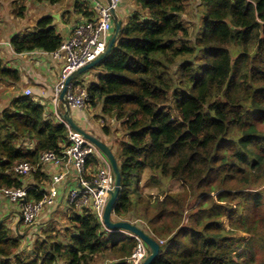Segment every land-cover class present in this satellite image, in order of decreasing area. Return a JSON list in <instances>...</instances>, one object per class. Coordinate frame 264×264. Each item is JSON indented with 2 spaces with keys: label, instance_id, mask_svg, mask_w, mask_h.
Returning <instances> with one entry per match:
<instances>
[{
  "label": "trees",
  "instance_id": "1",
  "mask_svg": "<svg viewBox=\"0 0 264 264\" xmlns=\"http://www.w3.org/2000/svg\"><path fill=\"white\" fill-rule=\"evenodd\" d=\"M25 1L12 2L18 17ZM134 3L94 68L96 80L79 82L85 107H100L123 132L115 138L121 182L111 218L141 221L159 245L150 264H264V0H198L193 38L183 0ZM82 5L79 13L91 18ZM62 41L47 16L13 36L10 47L15 54L53 53ZM6 80L19 82V73L0 63ZM67 145L60 122L32 96L16 95L0 113V194L27 189V200L39 201L47 179L40 155H60ZM19 163L37 168L19 176ZM86 166L96 169V156ZM146 170L145 187L155 197L141 192ZM171 181L182 192L168 191ZM68 206V226L37 227V238L19 229L13 236L0 222V264H133V237L105 231L87 207ZM25 239L30 251L21 255Z\"/></svg>",
  "mask_w": 264,
  "mask_h": 264
},
{
  "label": "built area",
  "instance_id": "2",
  "mask_svg": "<svg viewBox=\"0 0 264 264\" xmlns=\"http://www.w3.org/2000/svg\"><path fill=\"white\" fill-rule=\"evenodd\" d=\"M120 0H108L103 4L97 3L95 16L76 25L70 32L69 37L62 42L60 47L54 51L53 56L62 60L63 66L60 76L53 88L51 101L54 106L59 103V96L64 88L66 79L76 70L93 62L105 50L106 44L113 29L111 11H117ZM25 96H31V90L23 91ZM65 100L69 109L82 110L85 108L87 93L84 86L79 84L78 79L69 82L66 86ZM55 118L67 130L68 145L65 146L60 155L54 152H43L40 155L38 165H52L62 168L63 172L51 176L50 185L43 189L44 193L39 201L27 200V189H3L1 195L8 202L17 206L19 220L24 226L33 225L42 210L51 206L57 198L56 186L62 182L69 169L75 173L77 188L68 192L67 202L76 208H89L98 219L102 228L108 231L102 221L103 212L108 201L110 192L114 189V178L111 168L100 153V151L81 135L74 132L61 118L58 108L54 111ZM96 156L99 166L95 171H89L86 166L90 156ZM37 168L27 163H19L14 166L13 171L19 176H27ZM122 233V232H120ZM133 237L137 244L131 255L133 264H141L148 255L147 247L136 236Z\"/></svg>",
  "mask_w": 264,
  "mask_h": 264
},
{
  "label": "crops",
  "instance_id": "3",
  "mask_svg": "<svg viewBox=\"0 0 264 264\" xmlns=\"http://www.w3.org/2000/svg\"><path fill=\"white\" fill-rule=\"evenodd\" d=\"M13 1L14 0L3 1V18H1L0 24V33L2 34V37L0 38V63L5 68L17 70L20 80L17 83H12L9 80L0 81V91H11L9 96L11 97L10 100H2L3 98L0 97V104L3 105L4 110L9 106L12 98L16 97V95L22 94L25 89H30L34 101L43 106L45 116H52L56 120L54 111L58 108V111L63 113L64 107L60 101L57 106H54L51 98L53 88L59 79L60 71L63 66L62 60L54 57L51 53H44L41 51L15 54L10 47V40L15 35L32 31L35 23L40 18L48 16L53 19L55 32L62 37L63 41H65L76 25L87 20L86 17L79 13V5L83 4L82 6H86L89 12H92L93 16H95L97 3L103 4L105 0H62L55 5H50L48 3H35L32 0H26L23 3L25 10L20 17L13 13ZM124 1L125 0H120L116 11L121 22H125L129 15L134 11L133 5L131 3L129 5L128 0L127 2ZM96 73V70L92 73L91 71H88L80 76L78 81L80 83L82 82V84H88L89 82L95 81ZM99 108L100 107L92 109L86 106L82 110L70 109L71 118L79 128L98 141L104 143L112 153H114L116 147L111 140V134L110 132L109 134H105L103 128L108 127L111 123V126L114 127L115 122L108 117H102ZM104 122L108 123L103 125ZM101 124L102 126H100ZM25 147L27 149L33 148V144H26ZM88 169L89 171H95L97 167L95 169L93 166H89ZM42 171L47 176V179L44 181L41 188L46 189L50 185L51 176L58 172L62 173L63 169H58L52 165L46 164L43 165ZM75 188H77L75 173L72 169H69L62 182L56 186L58 195L55 202L51 206L45 207L39 214L38 218L42 221L41 224L44 223V221H53L54 223H57L58 231H61L68 226L72 211L69 209L67 196L68 192ZM6 207L18 210L15 204H12L11 206L8 205L0 194V214L4 212ZM37 227L43 226L37 225Z\"/></svg>",
  "mask_w": 264,
  "mask_h": 264
},
{
  "label": "water",
  "instance_id": "4",
  "mask_svg": "<svg viewBox=\"0 0 264 264\" xmlns=\"http://www.w3.org/2000/svg\"><path fill=\"white\" fill-rule=\"evenodd\" d=\"M105 2H108V0H105ZM111 17H112V24H113V31L112 34L106 44L104 52L93 62L83 66L82 68L76 70L74 73H72L65 81L64 83V88L59 96V101L64 107L63 113H61V118L62 120L76 133L81 135L84 139L92 143L99 151L100 153L104 156V158L107 160L112 174L114 178V189L113 191L110 192L108 201L106 203L103 216H102V221L104 227L110 231V233H117V232H124L131 234L133 236L138 237L147 247L148 249V255L145 257V259L141 262V264H150L155 257L158 254L159 251V245L157 242H155L152 238L144 234V232L139 229L136 225L131 224L130 222L127 221H114L112 220V212H113V207L114 204L117 200V197L120 192V182H121V176L119 172V168L117 165V162L113 156L112 151L102 142L98 141L94 137L90 136L86 132H84L81 128H79L72 120L71 118V113L69 106L65 100V92H66V86L69 84V82L79 79L80 76L85 74L88 71L93 70L110 52L113 44L115 43L119 32L121 28V20L118 18L117 14L115 11H111Z\"/></svg>",
  "mask_w": 264,
  "mask_h": 264
},
{
  "label": "rangeland",
  "instance_id": "5",
  "mask_svg": "<svg viewBox=\"0 0 264 264\" xmlns=\"http://www.w3.org/2000/svg\"><path fill=\"white\" fill-rule=\"evenodd\" d=\"M128 1H129V5L131 3L133 5V8L135 9L136 7L134 5L135 4L134 0H128ZM124 2H127V0H125ZM183 2L185 3L186 11H185V13L183 14L182 17L184 18L186 24L188 25L190 38H193L195 33H196V28L198 27L199 20H200L198 18V14H197V11H196V9L198 8V0H183ZM123 5H124V3H123ZM14 8H15V6H14ZM0 10H1V13H2L1 17L3 18V6H1ZM1 37H2V34L0 33V38ZM94 71H95L94 69L91 70V73L94 72ZM96 72H97V70H96ZM3 83H5V82H3ZM10 94H11V91H5V90L0 91V97L3 98L2 100H4V99H7V101L10 100V98H11V97H9ZM7 97H9V98H7ZM2 111H3V105L0 104V113ZM107 123L104 122L103 125H105ZM111 124L108 125L107 128L110 129V134H111L110 137H111V140L113 141L114 145H115V143L118 145V142L116 141L115 138L118 137L120 134L122 135V133H123L122 132V128L116 123H114V127H112ZM100 126H102V124ZM114 130H116L115 131L116 133L113 134ZM115 147H116V145H115ZM115 153L117 154V150H115V152L113 154H115ZM149 173L150 172L148 170H146V172L143 175L142 182L140 184V186L142 187L141 188V192H142V194L144 196L152 195V196L155 197L156 196V191L147 189L145 187V184L147 183V177L149 176ZM182 190H183L182 186L177 181H171L168 184V191H170L171 193L182 192ZM3 200L6 201V203L8 205H10V206L13 204V203H9L8 200H6L4 198H3ZM114 221H116V220H114ZM118 221H120V220H118ZM0 222L1 223H5L6 226L8 228H10L9 230H11V234L13 236L16 234L17 230L19 229V230H21L20 231L21 233H23V234L26 233V234H28V236H29V233H31L35 238H37V237H39V233H35L34 232V229H36V230L38 229L37 225L43 226V228H44L43 230H49V229H52V228L53 229L54 228L57 229V225H56L57 223H54L53 221H44V223L41 224L42 221H40L39 218H37V220L35 222L36 224L34 223L31 226H24V225L21 224V222L19 220V211L15 210L14 208H11V207H6L4 212L2 214H0ZM127 222H130L131 224L136 225L139 229H141L140 228V226H142L141 221H138V220L134 219L132 221H127ZM223 223L226 225V220H224ZM117 233L119 234L120 232H117ZM120 234H122V233H120ZM28 242L30 243V241H28L27 239L22 241V247H21L22 249H20V250H22L21 251V255H25L26 253H29L30 247L28 246Z\"/></svg>",
  "mask_w": 264,
  "mask_h": 264
}]
</instances>
